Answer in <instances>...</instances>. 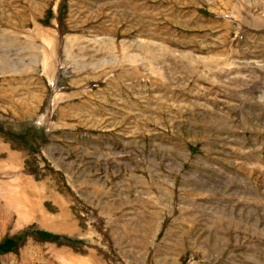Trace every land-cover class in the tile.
<instances>
[{"label": "rangeland", "instance_id": "1", "mask_svg": "<svg viewBox=\"0 0 264 264\" xmlns=\"http://www.w3.org/2000/svg\"><path fill=\"white\" fill-rule=\"evenodd\" d=\"M0 264H264V0H0Z\"/></svg>", "mask_w": 264, "mask_h": 264}, {"label": "trees", "instance_id": "2", "mask_svg": "<svg viewBox=\"0 0 264 264\" xmlns=\"http://www.w3.org/2000/svg\"><path fill=\"white\" fill-rule=\"evenodd\" d=\"M14 246V242L12 240H6L4 243L0 245V249L6 251L11 249Z\"/></svg>", "mask_w": 264, "mask_h": 264}]
</instances>
